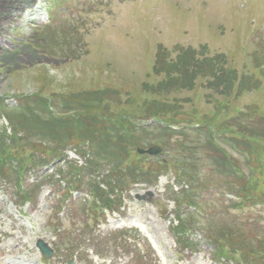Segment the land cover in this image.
<instances>
[{"label":"rangeland","instance_id":"1","mask_svg":"<svg viewBox=\"0 0 264 264\" xmlns=\"http://www.w3.org/2000/svg\"><path fill=\"white\" fill-rule=\"evenodd\" d=\"M162 49L167 62L179 49L224 56L226 68L253 89L236 94L235 84L221 97L197 79L192 90L160 97L170 107L163 123L190 129L169 136L165 148L143 111L152 103L144 90L163 79L152 73ZM32 96L50 100L60 119L94 117L109 126L113 143L120 121L137 128L126 157L140 162L143 173L148 160L137 157V148L162 147L150 157L157 164L172 162L177 156L170 149L184 142L196 152L203 181L191 190L168 165L122 186L118 211L94 209L104 216L92 222L93 200L85 187L67 202L58 197L69 195L57 180L72 163L83 165L78 153L87 147L77 152L69 141L59 152L62 161L43 150L51 161L37 173L24 167L19 194L13 183L0 180V264H264V0H0V104L8 112L19 108V98ZM143 125L150 126L144 136ZM1 130L11 135L0 115ZM38 139L45 142L32 138ZM251 176L256 189L239 197L232 184ZM32 182L39 185L29 188L34 203L24 202L21 192ZM182 194L192 203L183 204ZM194 206L202 210L197 214ZM38 242L52 250L49 259Z\"/></svg>","mask_w":264,"mask_h":264},{"label":"trees","instance_id":"2","mask_svg":"<svg viewBox=\"0 0 264 264\" xmlns=\"http://www.w3.org/2000/svg\"><path fill=\"white\" fill-rule=\"evenodd\" d=\"M160 52L164 53L163 49L155 55L156 58L152 67V73L163 76V79L156 86L144 90L148 97L151 96L150 99L152 100L151 104H144L143 109L144 114L149 117L163 121L162 119L164 116L170 114L168 110L170 107H167L168 105L164 100H159L160 97L167 96L169 92L192 90L197 79L203 81V86L213 90L216 95H220L221 97L229 95L233 91L235 84L237 85L236 94L248 89L244 87V84L245 86L248 85L250 80L237 75L235 70L226 68L224 56H207L200 52L197 53L195 50L179 49L177 50L175 59H169L172 61L168 60L167 62V58L160 55ZM244 81H246V83H244ZM249 89H253V87ZM19 104H21L19 108H13V110L8 112H5L3 110L4 106L0 104V115L8 122L11 134L8 135L6 130H1L0 132V180L4 183H13V186L16 187L17 194H19L22 189L19 185L25 182V174L28 171L25 170L24 167L30 165L31 169L36 170V173L39 172L42 166H45L51 161L45 160L46 157L45 154H43V150H46L45 153L54 157V160L61 159L63 156H61L59 152L62 151L61 148L63 149L69 141L76 143L77 152L87 148L78 153L84 159L83 165L78 167L72 163L68 166L65 174L62 173V178L57 180L61 182V184L63 182V189H61V187L60 189L61 191L67 190L69 193L70 191H80L85 187L86 191H89L92 195L94 200L93 209H95L96 212L98 208L117 210L120 206V197L117 193H121L122 186L147 179L148 176L151 177L161 168H166L168 165L172 167L171 169L176 171L179 180L181 179L184 182L188 181L191 190H196L197 186L201 184L202 179H200L198 175L199 172H197V163L199 159L195 154L196 152L191 153L189 149L185 147L184 142H181L182 145H177L173 149H170V152L177 156L172 162L161 160L159 163L155 164L154 162L156 161H151L148 157H140V159L148 160L147 163H145L148 166V171L143 173L140 162L137 163L132 161L130 157H126L130 147L127 142L132 139V141H134L135 139L132 137L137 133L132 126L125 127L122 121H120L121 123L118 126V130L114 131L119 134L117 135L116 143H113L111 141L113 134L109 137L111 131L107 129L105 124H99L98 120L94 117L82 118L79 116L76 121L66 120V118L64 120L58 119L57 117L54 118L51 108H55L52 102L44 98L33 96L19 98ZM77 106L85 107L83 103H77ZM59 107L62 109L61 105H59ZM63 109L67 110L66 104L63 106ZM174 122H170L172 123L170 125H173ZM155 126L157 130H159V132H157L159 136L155 138L157 139V144L166 148L169 146L166 145L169 136L177 133L169 129H164L158 125ZM147 129L148 128H141V132L143 133L142 136L147 134ZM185 132L186 131H181V135H185ZM35 135H37L38 138L41 137L45 142L40 143L42 140L40 141L38 139L37 142H39V144H36L32 140ZM165 135H167V138ZM210 139L212 138L210 137ZM81 141L85 144L87 143V146H80L83 144ZM64 144L66 145L63 146ZM139 145L140 142H138L137 139V146ZM39 146L41 147L40 149ZM86 152L90 155H87ZM86 155L87 158L85 159ZM42 160L45 161L42 162ZM231 168V171H234V167ZM256 168H258V166H256L255 169ZM225 169H227V167H225ZM102 170H107L105 175L101 173ZM59 174L60 173H57L55 175ZM232 174L240 179L236 173ZM55 175H50V177ZM252 179L253 177L251 176L247 182L241 181L232 184V186L236 188V191H239V197H248L246 193H248L249 190L252 192L256 189L257 182H254ZM197 181L198 184L195 185L194 182L197 183ZM112 183H116L117 185L112 186ZM225 183L228 182L225 181ZM250 183L251 189L248 188ZM100 186H103L105 190L100 188ZM38 187L39 185L36 183L27 184V188H25L26 193L21 192L23 201L34 203L35 196L31 197L28 192L29 188L35 190ZM66 199H68V196L66 198L62 197V201ZM179 199L184 202L183 204L192 203L191 197L186 199L184 194H182V196L180 195ZM242 200L245 203L249 201L244 198ZM243 201L242 204L244 205L245 203H243ZM194 208L200 211L202 210L199 206H194ZM202 212L203 215L210 216L207 212ZM93 219H96V216H94L92 220ZM56 236L58 237L59 235L57 234ZM256 246L261 252L264 247V242L261 243L262 248L259 245ZM259 254L264 263V253L261 252ZM246 255L247 253L241 252L239 261L245 262Z\"/></svg>","mask_w":264,"mask_h":264},{"label":"water","instance_id":"3","mask_svg":"<svg viewBox=\"0 0 264 264\" xmlns=\"http://www.w3.org/2000/svg\"><path fill=\"white\" fill-rule=\"evenodd\" d=\"M159 152H160V148H158V147L150 148V149H148L146 151L138 150L139 154H147V155H150V156H155ZM37 248L41 252V254L43 256V259H47V258H49L51 256V251L42 242H38L37 243ZM67 264H72V262H68Z\"/></svg>","mask_w":264,"mask_h":264},{"label":"bare ground","instance_id":"4","mask_svg":"<svg viewBox=\"0 0 264 264\" xmlns=\"http://www.w3.org/2000/svg\"><path fill=\"white\" fill-rule=\"evenodd\" d=\"M23 262V261H22Z\"/></svg>","mask_w":264,"mask_h":264}]
</instances>
